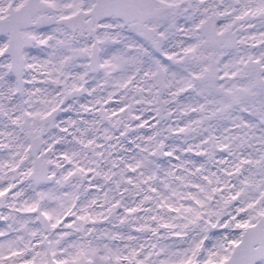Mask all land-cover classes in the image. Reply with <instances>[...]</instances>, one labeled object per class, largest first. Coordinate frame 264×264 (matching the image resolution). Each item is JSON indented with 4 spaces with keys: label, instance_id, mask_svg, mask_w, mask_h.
<instances>
[{
    "label": "snow or ice",
    "instance_id": "obj_1",
    "mask_svg": "<svg viewBox=\"0 0 264 264\" xmlns=\"http://www.w3.org/2000/svg\"><path fill=\"white\" fill-rule=\"evenodd\" d=\"M0 264H264V0H0Z\"/></svg>",
    "mask_w": 264,
    "mask_h": 264
}]
</instances>
